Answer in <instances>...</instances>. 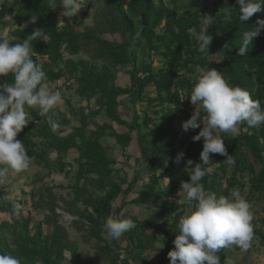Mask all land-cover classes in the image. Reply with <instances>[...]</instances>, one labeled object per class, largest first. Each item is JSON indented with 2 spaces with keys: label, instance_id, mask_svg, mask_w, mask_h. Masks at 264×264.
I'll use <instances>...</instances> for the list:
<instances>
[{
  "label": "trees",
  "instance_id": "trees-1",
  "mask_svg": "<svg viewBox=\"0 0 264 264\" xmlns=\"http://www.w3.org/2000/svg\"><path fill=\"white\" fill-rule=\"evenodd\" d=\"M176 1L127 0L126 6L120 0L112 1L107 6L105 13L108 14L111 21L122 24L126 40L119 44H112L97 37L93 29L76 31L78 17H74L68 22V19L61 15L59 7L56 10H51L48 7L47 0H16L17 18L14 22L15 29L10 33V42L15 44L31 35L34 28L45 29L50 37L47 43L33 41V50L38 53V56L33 59H38L42 63L43 70L47 74L48 79L44 84L53 85L60 80L70 82L73 79L77 85L76 92L79 97L90 101L95 96H99L96 110L88 114L91 118L97 117L99 112L104 111L115 124L126 130L118 134L110 127L107 135L113 137L116 145L124 150L122 153L125 156L123 163L125 170H130L126 162L128 155H124V152L131 142H135L139 154L135 167L144 166L147 168V190L140 199L132 202L142 201L147 205H154L158 201V214H164L163 210L172 218L169 225L155 226L165 234L168 229H171L172 232L178 230L177 225L182 211L175 215L177 212L176 203L172 198L181 192V182L190 180L185 171L186 162L192 160L191 167H194L196 163H201L200 153L203 150V138L195 142L192 139L198 135L199 128L184 132L182 125L179 131L175 126L176 119L183 113L180 106L183 98L182 92H186L185 98L189 99L194 85V81L190 80L189 75L195 71L197 66L215 68L228 79L231 86H239L247 90L254 100H259L262 109H264V31L254 39L252 45H249L248 55H237L242 33L250 30L257 19L264 20V4H262L260 12L255 13L248 21L244 22L239 20V5L234 3L230 6L229 15L226 18L221 15L217 21L218 34L221 39L220 43L216 42L215 44H219L220 48L223 45L226 46L230 49L231 56L220 58L218 53L214 54L210 62H206L195 58L193 46L191 32L198 28L199 18L193 12L176 14L174 9ZM225 5H227L226 2ZM82 11L83 8L79 14ZM31 17L38 18L35 25L29 23ZM59 22L61 26H58ZM23 25H26L24 29L21 28ZM156 29H162V32L156 34ZM141 43L149 50H156V43H160L161 56L166 70H158L154 73L151 67L146 64L135 67L136 52ZM83 47H90L94 50V58L100 61V65L91 60L73 62L63 59V54L76 55L82 51ZM110 66H129L128 87L109 84L111 79H109L110 71L107 67ZM74 72H79V76H76ZM0 82L13 83L14 77L10 73L7 77L0 78ZM149 87L153 88V92L148 98H143ZM121 96H125L129 100L125 105L127 111L130 104L134 105L138 101L145 100L146 109L142 116L136 112L128 111L129 122L116 117V109L123 102L118 100ZM163 105L166 107L163 108ZM28 113L32 117L40 116L32 109H28ZM152 115L157 116L156 119ZM39 119L43 122V131L50 132L51 128L46 118L40 117ZM66 125L68 126V123L65 121L63 126ZM86 126L87 122L83 121L78 127L72 128L68 135L52 136L48 145L58 155L59 159L56 162L59 170L63 169L62 164H64L62 161L64 159H60V157L67 151L74 150L89 164L90 168L88 169L96 175V182L107 186L97 202V216L102 219L101 223H104L108 216L113 215L111 213L112 203L120 197L122 189L119 185L110 182L111 167L116 164V161L108 156L107 148L98 140L105 132L103 126L94 128L88 133L84 131ZM239 129V134L234 137L221 136L228 154L234 155L235 166H229L224 162L226 157L220 154H210V159L216 163L215 169L206 175L201 183L206 191L214 192L217 196H230L228 189L233 187L235 175L246 171L252 179L247 191V201L253 205V203L264 201V124L258 128H250L244 122L239 125ZM100 131L103 133L100 134ZM180 152L184 153V157L181 163L176 165L173 160ZM249 157L259 167L257 171ZM228 169L230 171L227 177ZM138 170H134L133 177L129 181L130 185L137 182ZM158 185H160L159 189ZM185 209L186 206L183 207V210ZM259 209L260 212L253 210L255 215L264 218V213L261 214L264 208ZM253 211L251 210V212ZM0 212L12 215L13 209L9 203L0 201ZM118 212L120 213L121 210L119 209ZM113 217L118 218L115 215ZM119 218L121 219V217ZM46 222H51V219L48 217ZM72 222L75 223L77 220L74 219ZM258 222L264 228V219L258 220ZM134 223L135 226L140 224L152 226L149 221H135ZM252 224L253 236L259 237L264 242L263 232L260 229H255V221H252ZM28 225L29 218H21V223L18 225L8 224L4 221L0 223V234L3 231H14L18 245L16 253L20 254L19 259L22 264H28L33 259L39 260L41 264H54L56 257L52 258V255L59 245H65L68 239L66 232L61 226L55 224L50 234H43L40 225H37L35 231L29 234ZM133 232L128 235L124 234L121 241L129 243L126 250L127 256L130 255L133 262H136L142 257L145 245ZM121 243L123 246V242ZM228 252L229 249H221L216 253L220 257V264H224V261L227 260ZM0 254H4V252L0 250ZM121 264H130V261L123 259ZM142 264L151 263L143 262ZM153 264L161 263L157 260Z\"/></svg>",
  "mask_w": 264,
  "mask_h": 264
},
{
  "label": "rangeland",
  "instance_id": "rangeland-1",
  "mask_svg": "<svg viewBox=\"0 0 264 264\" xmlns=\"http://www.w3.org/2000/svg\"><path fill=\"white\" fill-rule=\"evenodd\" d=\"M112 1L115 0H85L86 5L77 18L76 31L81 32L85 29H93L97 37L103 38L112 44H119L126 40V34L123 33L122 24L111 21L108 14L105 13L107 6H109ZM120 1L126 6L127 0ZM225 2L227 5H225ZM234 3H236V0L176 1V6L174 8L176 14L180 15L184 12H193L199 18L198 28L191 32L196 59L210 62L214 54L219 53L220 58H222V56L226 58L231 56L230 49L224 45L220 48L219 44L216 45L215 43H220L221 39L218 34L217 21L221 15H223L224 18L229 15V7L234 5ZM16 8V0H0V20H2L4 16L9 17L7 21L0 23V39L9 38L11 40L10 33L15 29L14 22L17 18ZM204 15H209L214 19L208 29V35L213 37L208 50L209 55L198 51V32L202 27V16ZM58 26H61L60 22ZM25 27L26 25H23L21 28L24 29ZM161 32L162 29L155 30L156 34H160ZM156 45V50H149L143 43L138 46L135 67L146 64L151 67L154 73L158 70H166L164 60L161 56L162 47L160 43H156ZM118 52H121V50H118ZM94 57L95 52L90 47H83L82 51H79L76 55L63 54V59H69L73 62L91 60L96 61L95 63L100 65V61L95 60ZM107 68L110 71L109 79L111 80L109 84L117 87L129 86V66H110ZM196 68L195 71L189 75L190 80L194 82L197 75ZM203 68L207 69L206 66ZM74 73H76V76H79V72ZM223 78L231 86L228 79L224 76ZM44 85L51 91L59 90L62 93L63 104L57 106V108L53 110L56 113L54 118L59 122L61 127L55 131L51 129L50 132L45 133L43 131V122L39 118L45 119L46 117H32L29 114L31 121L24 128L22 131L23 133L16 138L23 142L27 154L32 157L31 166L29 170L19 174L10 171L8 174V182L4 185H0V201H2V203H9L12 209L13 205L16 203L22 204V214L16 216L13 213L10 215L0 212V223L5 221L8 224L18 225L21 223V218H29V234L35 231L34 229L37 225H40L43 234H50L55 224L61 226L66 232L68 239L65 245H59L54 255H52V258L56 257L54 259V264H121L123 259H128L130 264H142L143 262L153 264L157 260L161 264H170L167 254L169 251L174 250L175 246L173 241L179 232L178 230L172 232L171 229H168L165 234L155 227L162 224L169 225L172 219L168 216L166 211L162 210L164 214H158V201L156 203L157 205H147L142 201L138 203L132 202L133 200L140 199L141 195L147 190V168L144 166L135 167V171L139 169L137 182L130 185L129 181L133 177L134 170L131 172L123 168L125 156H123L122 151L124 150H121V148L116 145L113 137L107 135L110 127L118 134L126 130L120 125L115 124L104 111L99 112L97 117L91 118L88 114L96 110L99 96H95L90 101L79 97L76 92L77 85L73 79L70 82L60 80L53 85ZM152 92V87L147 88L143 98H148ZM185 96H187L186 92H182L183 98L180 106L182 107L183 113L175 121V126L178 131L182 122L190 119L195 111L200 113L202 122L206 115L202 107L191 104L189 99H186ZM118 100L123 102L116 109L115 116L126 122L130 121L128 111L130 113L136 112L139 116H142V113L145 111L144 109H146L145 100L142 102L138 101L134 105L130 104L128 106V111L125 109V105L126 103L128 104L129 100L125 98V96L119 97ZM162 107L165 108L166 106L163 105ZM28 109H32L33 112L39 114L38 108H26L27 112ZM152 117L156 119L155 117L157 116L152 115ZM65 121L68 123V126H63ZM83 121L87 122L86 130H84L86 133L94 130V128L103 126L104 130H102L105 132L102 134L103 131H100L102 135L98 140L107 148L108 156L116 161V164L111 167L110 182L119 185L122 192L120 197L112 203V217L115 215L118 218L121 217V219L131 218L134 222H151L152 226L140 224L138 226L136 225L133 230L127 232L128 235L134 231L133 233L138 235V238L145 245L142 257L136 262H133L130 255L127 256L126 250L128 249L129 243L127 241H125V243L121 241L122 237L119 240L109 238L103 228L105 222L101 223L102 219H99L97 216V202L107 189V186H103L96 182L97 177L88 169L90 168L89 164L78 156L77 152L74 150L67 151L60 157V159H64L62 160L64 164H62L63 169L59 170L56 162V160L59 159L58 155L48 145L50 137H63L68 135L71 133L72 128L78 127ZM202 128L203 124L200 125L199 129L201 130ZM216 134L220 137H234L231 133L220 131ZM76 141H78V139H76ZM134 147V142H132L131 147L128 149V153L133 156L136 152ZM249 160L254 163L255 170L257 171L259 168L257 164L250 157ZM130 166H133L132 160H130L127 165V167ZM230 169L227 170V177L229 176ZM251 180L250 175L246 171L236 174L233 187L228 189V195H230L233 189L238 188L247 200V191L251 184ZM159 186L160 185H158V189ZM172 199L175 200L176 203L175 209L177 212L175 215L182 211L181 215L183 216L194 210V205L190 208L187 204L184 194L175 195ZM184 206H186L185 210H183ZM261 207L264 208V201L256 204L253 203V205H251V210L260 212L259 208ZM119 209L121 210L120 213L118 212ZM263 213L264 211H262L261 214L263 215ZM252 214L253 221L256 223L255 229H260L264 234V228H262L258 222V220H263L264 218L257 214L255 215L254 211ZM48 217L51 219V222H46ZM74 219L77 220V222L73 223L72 221ZM121 242H123V246ZM0 243V250L3 251L4 254L7 253L18 258L20 257V254L18 255L16 253L18 251V245L17 236L14 235V231H3L0 234ZM227 260L230 264H264V242L260 240L259 237L253 236L251 246L247 251H242L236 246L229 248ZM28 264H41V262L37 259H33L30 260Z\"/></svg>",
  "mask_w": 264,
  "mask_h": 264
},
{
  "label": "clouds",
  "instance_id": "clouds-1",
  "mask_svg": "<svg viewBox=\"0 0 264 264\" xmlns=\"http://www.w3.org/2000/svg\"><path fill=\"white\" fill-rule=\"evenodd\" d=\"M51 10L61 9V15L68 19L78 17L86 5L85 0H47ZM239 5V20L248 21L255 13L262 10L264 0H236ZM4 16L0 23L8 20ZM202 27L198 32L200 53L209 55V46L213 37L208 35L209 26L214 20L209 15L202 16ZM37 17H31L29 23L36 24ZM194 31V30H193ZM264 31V20L257 19L250 30L241 35V43L237 55H248L249 45ZM14 39V38H12ZM50 39L43 28H34L22 42L12 44L9 38L0 39V78L10 73L14 82H0V185L8 182L9 172L16 174L29 170L32 162L22 141L16 137L31 121L26 108H38L39 115L46 117L50 128L55 131L61 127L54 118L53 111L63 104L61 91H51L44 85L47 74L42 63L34 60L38 53L33 50V41L47 43ZM196 79L191 89V104L203 108V122L200 113L195 111L191 118L182 122V130L203 128L193 141L203 138V150L200 153L201 163L194 167L192 160L186 162L185 171L189 181L181 182V192L190 208L194 210L181 216L178 221L179 234L173 241L174 250L168 252L170 264H220L216 255L221 249L233 246L247 251L253 239V214L251 205L241 191L236 188L230 196H217L206 191L202 179L212 173L216 163L210 154L226 157L229 166H235L234 155H229L224 140L218 131L239 134L241 123L246 122L250 128H258L264 124V109L259 100H254L250 93L239 86H230L221 72L215 68L197 66ZM184 157L180 152L173 163L179 165ZM23 205H13V214L20 216ZM135 227L131 218L120 219L108 216L103 228L107 236L119 240ZM0 264H22L21 259L12 254H0ZM224 264H230L228 260Z\"/></svg>",
  "mask_w": 264,
  "mask_h": 264
},
{
  "label": "crops",
  "instance_id": "crops-1",
  "mask_svg": "<svg viewBox=\"0 0 264 264\" xmlns=\"http://www.w3.org/2000/svg\"><path fill=\"white\" fill-rule=\"evenodd\" d=\"M113 140H114V139H113ZM131 144H132V142H131V143L129 144V146L125 149L124 155H128V160L126 159V160H127V161H126V162H127V165L129 164V161L132 160V162H133V166H130V167H129L130 170H128V171L133 172V170H134V168H135V165L137 164L139 154H138V150H137V147H136L135 142H134V146H135L134 148H135L136 152H135L134 156L128 153V149L131 147ZM126 150H127V151H126ZM69 155H70V154H69ZM135 160H136V161H135ZM128 171H126V172H128Z\"/></svg>",
  "mask_w": 264,
  "mask_h": 264
}]
</instances>
